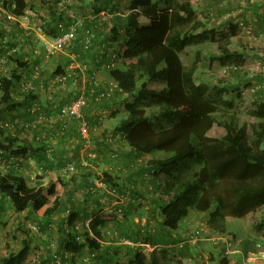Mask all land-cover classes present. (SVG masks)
Here are the masks:
<instances>
[{"label": "trees", "instance_id": "16d2710c", "mask_svg": "<svg viewBox=\"0 0 264 264\" xmlns=\"http://www.w3.org/2000/svg\"><path fill=\"white\" fill-rule=\"evenodd\" d=\"M28 6L27 0L2 2V7L17 18H22L26 14ZM231 9L233 5L229 3L227 9L223 8L222 11ZM96 11H100V8H96ZM194 14L195 7L191 0H129V12L124 17H120L122 14L117 12L112 18L111 40L113 42L122 40L123 52L118 53L116 58L108 53L105 56L101 55L103 60H106V63H101L103 68V70L100 69L101 72L109 77L108 82H117L114 94L107 99L104 98L101 105V101L95 100L96 94L89 90L85 92L89 103L104 107L121 94L131 97V100L125 99L127 100L126 117L119 121L113 131L119 132L123 138L121 137L118 141L124 139L132 152L153 153L154 157L145 162L141 159L138 167L132 162L122 171L129 175L135 173L141 175L146 172L150 174L148 183L152 185L151 190L159 195L151 202L157 205L154 211L158 210L163 218L161 228L164 231L156 237L151 234L152 230H145L139 222H136L138 226L136 235L140 237L129 235V231L125 232L121 226L114 231L107 229L103 231L110 221L118 217L117 213L95 215L87 224L81 223L84 229L80 231L74 224L76 213H71L68 220L70 228L64 230L62 249L58 251L59 255L52 256V258L55 255L59 256L60 264L67 253L81 252L83 248H86L89 253L99 255L103 233L113 240L119 237L118 241L124 242L122 246L131 253L128 264H146L145 252L139 246L131 247L132 245L126 243L125 239L152 246L167 244L170 241L171 232L178 227L183 218L189 215L191 210L206 213L207 228L213 232L225 234L227 218H242L264 206V121L260 120L251 124V133H249L247 124H240L235 115H218L216 112L224 93L238 86L234 82H228L222 86L211 87L206 82H197L195 74L201 56L200 49L196 50V57L191 64H186L182 59V53L188 46L211 41L217 43L218 50L212 55L211 61H218L226 67L232 66L234 74L239 76L236 66L238 63L234 62L241 61L242 58L239 51L230 48L232 37L237 34L236 26L230 24L228 28L224 27L219 31L215 29L198 31L201 23L194 18ZM39 17L46 20L49 26L45 29L46 35L51 37L60 31L57 24L54 27L52 22ZM139 17L145 18L148 23L141 24ZM191 22L194 23L189 25ZM11 23L19 25L16 21ZM3 24L2 19L0 21V54H2L0 63L8 54L7 62L11 63L12 69L10 73L0 76V111L8 110L14 113L10 120H5L2 113L0 115V156L4 159H13L25 157L27 153L26 146L19 142L18 135L13 131H30L31 129L19 125L35 121L39 112L45 113L44 110L32 109L34 99L39 96L38 91L34 89L23 91L19 88L20 93H15L16 95L14 91L20 82L27 81L35 83L37 87L40 84L39 88L42 90L44 82L50 78L42 76L39 68L41 56L35 55L33 59L26 57L23 47L24 57L22 53H19L20 51L13 50L19 42L18 36H27H25L24 28H19L15 32L11 25L5 27ZM85 28H90L94 32L93 40H95L97 37L94 27L88 24L82 27V29ZM76 43H80L84 53L92 50V46L86 48L79 38L75 39L68 49L73 48ZM9 45L12 46L13 51L5 49ZM41 51L43 52L42 49ZM117 58L129 59L130 62L116 66ZM112 61V66H104V64H111ZM64 67L63 64H58L52 79L57 77L61 82L69 79L71 73L69 74L68 69L65 70ZM35 74L37 75L34 76ZM62 76L65 79L60 80ZM157 82L163 83L164 87L160 89L150 86ZM100 90L101 87L98 92ZM18 95L22 98H18ZM224 102L229 106L233 104V102ZM21 107H23L22 110ZM249 113L258 119H264V98L256 101ZM16 119L21 123L16 122ZM215 125L223 129L218 136L211 134ZM41 126L42 123H37L32 128V130L40 131L35 136L38 142L44 140L41 138ZM73 127L78 131L76 124L72 123L66 133L68 134ZM78 133L83 141L86 140L79 131ZM106 144L110 143L106 141ZM155 151H163L167 156L160 157L155 154ZM33 152L32 154L35 155ZM118 157H120L119 152L118 156L111 159H118ZM189 159L200 163L201 166L192 172L189 166L182 167L181 164ZM70 162L73 161L67 164ZM133 166L134 170L131 171ZM103 177L116 189L117 194L125 195L123 193L126 191L135 190L134 185L129 184L130 186L126 187V184L117 183L110 172H104ZM89 179L85 185L86 188L91 185ZM58 182L61 181L51 179L45 184L31 186L26 177L16 170L0 169V192L9 198L18 212L28 210L35 213L55 196L53 204L46 207L44 212L45 216L51 217L60 209V201L56 196ZM131 182L136 181L132 179ZM139 194L143 195L141 198L147 197L144 192ZM139 207L141 206H137L138 209ZM123 210L124 219H128L124 205L120 207V211L123 212ZM30 252L31 238L27 237L22 240L19 250L10 251L2 256L0 264H22L27 260ZM98 255L95 260L99 259ZM220 264H229V261L223 256Z\"/></svg>", "mask_w": 264, "mask_h": 264}, {"label": "rangeland", "instance_id": "374dc122", "mask_svg": "<svg viewBox=\"0 0 264 264\" xmlns=\"http://www.w3.org/2000/svg\"><path fill=\"white\" fill-rule=\"evenodd\" d=\"M3 1L4 0H0V21L3 19V25L5 27H10L11 25L16 32L19 28H21L20 25L7 21L3 17V15H1V7ZM27 2L29 4L27 11H34L39 16L52 22L51 24L54 25V27H56V24L60 28H68L69 26L73 25L77 27H85L86 25L89 24L90 26L91 24L95 29L96 37H100V34L102 33L104 36L103 40L106 41L105 45H99L96 42L97 38H95V40H93V45L91 48L92 50H89L88 53H84V51L82 50L83 47L80 45V43H76L73 48L55 53L52 56H48L44 54L40 48L35 46V42L38 37L36 33L34 34V36L28 37V39H26V35V37L18 36L19 42H17V45L14 46L15 50L17 52L20 51L19 53L23 54V49H25L26 57H32V59L35 55L41 56V60L39 61V68L41 69L42 76H47V78L51 79L44 82V89L42 90L39 88L40 84L37 87V85L33 83L34 90L38 88L40 95L37 97V99H34L32 109L37 111L39 109L44 110L47 115H52V117L54 118L57 114L58 108L63 104V102L71 100L76 95H79L82 92H86L87 90L91 92V88L97 89L95 87L96 83L103 84L97 79V72H99L100 69H103L100 66L102 65L101 63H106V60H102L100 63L96 61L93 62L92 59L95 57L96 53H98L100 56H104L105 53L108 52V55L111 54L113 58H116L118 53L123 52V42L121 40L115 42L111 40V27L113 25L112 18L114 17V15H116L117 12L122 14V16L120 17H124V15L129 12V2L128 0H27ZM191 2L195 7L194 18H196L201 23L198 31H210L211 29L219 31L224 27L228 28L230 24L236 26L237 34L232 37L230 48L240 52L242 60L234 62L235 64L238 63L236 66L238 68V74L240 75L236 76L234 74V68H232V66L226 67L221 65L218 61H211L212 55L214 53H217L218 51L217 43H213L211 41H205L188 46L182 53V59L186 64H191L196 57V50L200 49L201 56L195 74L197 82H206L211 87H214L215 85L222 86L224 84H227L228 82H234L235 85L238 86L236 88H231L224 93L222 102L220 103L216 113L218 115H235L240 124H247L248 131L249 133H251V124H255L260 120L264 121V119H258L256 117H253L249 113L256 101H260L262 98H264V0H191ZM229 3L230 5H233V9L226 10L225 12L222 11L223 8L227 9ZM96 7L100 8V11L97 12ZM54 17L55 20L53 21ZM139 21L141 24L148 23L147 20L143 17H139ZM193 23L194 22H191L189 25H192ZM81 36L83 37V32L80 30L78 38L80 39ZM13 39L15 40L14 37ZM5 49L13 51L11 45H9L8 48L6 47ZM7 55L8 54L5 55L0 63V76L11 72L12 65L11 63L7 62ZM0 56H2V54H0ZM124 60H127L126 63L130 62L129 59ZM58 64H63L65 66L64 69H68V73H71V77L65 82L59 81L57 77L52 79V74H55V69ZM237 79L239 81H237ZM151 85H153L155 88H160L164 84L152 83ZM15 93H20L18 87L15 89L14 94ZM17 97L22 98L19 95ZM122 97L123 102H125V99L131 100V97H127L126 95ZM47 100L51 102V105H47L45 103ZM224 101L233 102V104L232 106H229ZM101 105H103V103ZM97 107H99V109H102L104 106H96V108ZM86 108L87 109L85 110V113L89 108V104ZM22 109L23 107H21V110ZM103 109H105V107ZM100 111L103 112V110ZM1 113L5 120H10L14 112L10 113V111L8 110H3L0 111V115ZM106 114L107 113H105V115ZM123 115L124 114H122L121 118L123 117ZM50 127L56 128H52L51 134L48 135L47 130ZM41 129V138L44 139L47 137H52L53 140L59 139V134H57L60 130L59 119L44 122L41 126ZM96 130L97 129H94V132ZM13 132L18 136H23L24 133L23 131L18 132L16 130ZM221 132H223V129L218 125H215L211 130V134L213 136H218ZM90 135L88 136L89 138ZM108 139L109 137L106 139V141L110 143L109 145L112 149L109 150V156L112 152H119L120 154V145L118 143V140L121 139V136L116 135L115 139L112 140L113 142H110ZM84 141V150H82L84 151L83 153L86 152V146L88 147L89 144L88 140ZM90 145L88 149L91 147ZM88 152L89 151H87L89 162L84 161V163L85 165L94 167L93 161L95 159L98 160V154L96 153L95 149L90 151L89 153ZM155 154L160 155V157L167 156V154L163 151H155ZM111 157L112 156H110L111 162L108 165V169L114 166L115 161L120 158L118 157V159H111ZM0 158V169L3 170L4 168L9 170L12 168H16V171L18 170V173L22 172V174L26 175L24 167H21L20 163L18 164V160L2 159L1 156ZM140 160L141 159H136V161L134 162V166L138 167ZM181 165H183L182 167H184V165L189 166L191 168V172L201 166L200 163L192 159L187 160ZM134 166L131 168V171L134 170ZM37 171L43 172L44 169ZM61 171L62 172L60 173V175H46V177L49 178L47 181L52 178L58 177L67 179V181H78L79 183L81 182L80 180H82V176H75V171L71 173H63V169ZM93 171V176H97V174L103 175L102 171H98L96 170V168ZM26 177L28 183L32 186L34 184L38 185L39 183H44L43 181H37L40 180L38 178H43L42 175L27 174ZM141 179L142 178L140 176L138 177V179L134 177V181H136L135 183L137 184L139 189L143 188L144 183L147 181V179ZM57 184L60 185V182H58ZM134 187L137 188L136 186ZM61 190L63 191L59 192L56 190V196L60 201L62 200L64 201V203L66 201L67 204H70V202L78 203V201H83L85 203L92 200L93 202L87 205L90 206L89 211L87 212L91 216H95L98 213L99 215L107 213H117L118 216L121 215L122 217L124 215V210L123 212L119 210L122 205H129L131 209H134L137 206H141L143 213L139 214V216H147L152 213L151 211V213L148 214L147 209H145V205L151 204L152 200L147 202L145 201V198H140L136 192L130 191L129 193V190L123 193L125 195H122L121 193H118L116 196L113 195L114 198H111L104 191H98L95 194L89 193L86 187L65 189L62 188ZM133 193L135 194L133 195ZM148 193L147 197L152 198V195ZM96 196L100 198V201L98 202H100L101 204L96 203ZM54 198L55 196L52 197V200L50 199L47 204L52 205ZM113 201H117V203L114 204L116 206H110ZM94 205L97 207V209L94 208ZM101 205L102 207L100 208ZM40 211H42V209ZM66 212L69 214L68 210H66ZM153 213H156L157 215L156 211H153ZM126 214L128 216L127 211ZM139 216H137L138 219H136V222L141 219V217ZM150 216L152 217V215ZM245 219L247 226L251 225L256 228L257 234L259 235L257 239L259 240H257V242L255 243L259 245V248L264 250V206L247 214ZM60 223L61 222L58 221V223L53 224L51 226L52 228L50 229L49 225L44 224L43 220L40 217L36 216L34 212H30L28 210H25L23 212L16 211L9 198L6 197L2 192H0V258L2 256H5L10 251L19 250L21 248L22 240L29 237L31 238V252L27 260H25L22 264H50L49 258L51 256L48 253H50L51 255H59V253H57L56 251H58V248L60 247V249H62V245L64 243V227L68 225V220L66 221L64 226H61ZM76 224L79 225L80 231L84 229V227L81 226V223ZM140 226L144 227L145 230L150 229L154 231L153 225L148 223L145 217L141 219ZM58 227H60V229ZM107 227L114 231V229H112L113 225ZM205 227L207 228L206 224L201 223L200 225H198L197 230L191 234L190 239L192 243L201 241L202 244L200 245V250H197L198 252L196 253L194 260H192V262L189 264H220V261L224 255H229L230 260L232 262H235L237 256L234 253L236 252H227V246H233L235 249H238L240 248V241L232 237L229 239V237L226 236H215L213 235V232L211 230H209L208 228L206 229ZM108 228L105 227V231ZM236 230L238 232V239L245 237V227H240L238 225ZM43 237H47V244H45V246L43 245V247L41 248L39 245V240H43ZM114 237L116 236L114 235ZM218 240H225L226 249L223 253L224 255H220L219 251H215L217 250V248L214 247L213 243L217 242ZM125 242L128 244H132L126 239ZM139 247L142 250H146V252L144 250L143 251L146 254L147 264H182L175 258L176 255H172V257H170L169 255H167L166 251L162 250L161 246L156 249H151V247H147V245L141 244V246ZM213 250L214 252H216V256L211 255ZM81 252H75L74 254L77 256L76 264H92L93 261L89 260V262H87L83 259L85 257H88L86 255L88 252L85 254ZM71 255L72 253L69 252L67 257H70ZM124 256L122 255L121 258ZM114 258H112L114 261L112 263H116V258ZM53 259L54 258H52L51 263H53ZM122 261L126 262V259H123ZM261 261L262 260H260L259 263L264 264V261ZM61 264H64L63 261ZM237 264H242V261H239Z\"/></svg>", "mask_w": 264, "mask_h": 264}, {"label": "crops", "instance_id": "0c3cea01", "mask_svg": "<svg viewBox=\"0 0 264 264\" xmlns=\"http://www.w3.org/2000/svg\"><path fill=\"white\" fill-rule=\"evenodd\" d=\"M128 2H129V0H128ZM100 35H101L100 37L97 36L96 42L99 45H105L106 41L103 40L104 36L102 33ZM26 39H28V37H26ZM118 41H120V40H118ZM107 53L108 52H106L105 55H107ZM102 60H103V57H101L98 53H96L93 62L96 61V62L101 63ZM126 61L127 60H124V59H117L116 60V66H122L124 64H127ZM100 67H102V66H100ZM101 70H103V69H101ZM101 70H99V72H97V79L99 80V82L106 84L110 79L106 75V73H102ZM160 83L161 82H157V84H160ZM150 86L155 88L153 85H150ZM163 87H164V85H162L160 87V89ZM35 91H38L37 95H40L38 88ZM122 96H125V94H121L119 96H116V98H114L105 107L106 110L103 108L99 109V107L96 108L95 104L92 102L89 103V108L86 112V116H87V118L91 119V123H92L91 135H90V139H88L89 140L88 147L90 144H91L90 145L91 147L88 149V147L86 146V152L85 153H83L84 151H82V150H84L83 146H84L85 141H83V139L79 135L77 129H75L74 127L71 128V130L69 131L68 134L66 133L65 136L59 137V139L53 140L52 137H47V138H44V140L41 142L40 141L38 142L37 139H35L37 132H40V131L30 130L28 132H24L23 136H18L19 142L24 144L27 148V153L25 154V157L20 156V157L13 158V159L18 160V164L20 163L21 167L22 166L24 167L26 175L27 174L28 175H30V174L42 175L43 178L41 179V177H40V178H38L40 180H37V181H43L44 183H39V184H45L47 182V180L49 178H47L46 175H49V174H51V176L54 174L60 175V173L62 172L61 170L63 169V167H65L67 162L75 161L76 166H77V170L74 172V174H75V176H77V175L82 176V180H80L81 182L80 183L78 181L73 182L71 180L67 181V179H64L62 177L52 178L54 180L59 179L61 181L60 185L57 184L58 186L56 188V190L59 192L63 191V190H61L62 188L65 189V188L85 187V185L87 184V180L91 176H93V174H94L93 170L96 168V170H98V171L100 170V171H102V173L110 172L112 174V176L115 177L116 182L120 183V185L126 184V187H129L130 186L129 184H131V185L136 186L137 188H135V190L131 189V191L136 192L140 198L143 195L141 194V196H140L139 192L140 193H143V192L148 193L149 192L148 194L152 195V198L146 197L145 201L149 202L151 200L156 199L157 196H159V195L157 192H154L151 190L152 185L148 183V179L151 176L148 172L143 173L141 175L136 174V173L129 175L128 173L124 174V172L122 171L125 166H128L132 162H135L136 159H143L144 162L152 159L154 157L153 153L137 154L136 152H132L130 147L126 144V142H124V139H122V141L118 142L120 145V148H119L120 158L117 161H115L114 166H112V167H114V169H110V168L108 169V165L111 162L110 156H109V150L111 149V146L106 144V139L110 136H116V135L121 136L119 134V132H114L113 129L119 123L120 119L122 120L126 116L125 103L127 102V100L125 102H123ZM48 100L45 103L47 105H49V104L51 105V102ZM100 110H103V112H101ZM105 113H107V114L105 115ZM122 114H124V115L121 118ZM52 128L55 129L56 127H50L47 130L48 135L51 134ZM94 129H97V130L94 132ZM93 148L95 149L99 158H98V160L95 159L93 161L94 167H91V166L85 165L84 161L89 162V157H88L87 151L90 152V151L94 150ZM32 152L35 155H33ZM2 159H4V157H2ZM26 167H28V168H26ZM31 167H34V168H31ZM12 169L16 170V168H12ZM41 169H44V171L43 172L40 171L41 173L39 171H37V170H41ZM4 170L10 171L11 169L8 170V169L3 168V171ZM20 174L23 175L24 177H26V175L22 174V172H20ZM139 176L142 178L141 180L147 179V181L144 183L143 188H141V189L138 188V186L135 182H131L132 179L134 180V177L136 179H138ZM26 179H27V177H26ZM149 181H150V179H149ZM38 185L34 184L33 186H38ZM121 189H123V188H121ZM147 193H146V195H147ZM109 196L111 198H114L113 195H109ZM93 197H95V196H93ZM99 199L100 198H98L96 196L95 201H96V203L101 204L100 202H98V201H100ZM91 202H93V201L91 200V201L85 202V203L83 201H78V203L77 202H74V203L70 202V204H67L66 201L64 203V201L61 200L60 201V207H59L60 209L57 212H54L51 217H46L44 215L46 207L51 206V204H46L42 208V211H40L41 210L40 209L39 211L35 212V214H36V216L40 217L43 220L44 224H46V225L48 224L50 229L52 228L51 226L53 224H57L58 221L61 222L60 223L61 226H64L66 221L69 220L71 213H74V214L76 213L74 224L84 223V222L87 224L90 221V219H92L94 217V216H91L87 212V211H89V208H90V206H87V205L91 204ZM116 203H117V201H113L110 206H116V205H114ZM153 204L151 203V204L145 205V209H147L148 214L151 213V211H152V213L150 214V215H152V217L150 215L139 216V214L143 213L141 207H139L140 209H138L137 207H135L134 209H131V207L129 205H124V209L128 212V219H124V215L122 217H121V215H119L115 220L110 221L107 226L113 225L112 229H115L118 226H121V228L125 232L130 231V232H128L129 235L140 237V235H136V232L138 231V226H136V219H138L137 216L141 217V219L143 217H145L147 222L153 225L154 231H152L151 234L158 237L159 233L164 231L161 228V223H162L163 218L160 215V212L158 210L156 211L157 215L155 213H153V211L156 210V206H157L156 204H154V205ZM101 207H102V205L100 206V208ZM94 208L97 209V207L95 205H94ZM66 210H68V211L70 210V213L68 214L66 212ZM98 214H96V215H98ZM245 218H246V216L242 217V218H233V217L227 218V232L225 234H219L217 232L212 231L213 235H215V236H220V237L226 236V237H229V239L232 237V238L240 241V248H238V251L236 253H234L237 256V259L235 260V262H232L230 260L229 255L223 254L225 252V251L223 252L224 247L226 249L225 240H218L217 242L213 243L214 247L217 248V250H215V251L216 252L219 251L220 255L221 254L224 255L228 259L229 264H237L239 261L240 262L242 261V264H244L243 256H245L250 250H252L255 242H257V240H259V239H257V237H259V235L257 234L256 228H254L251 225L247 226ZM141 219H139L140 221H137L140 224H141ZM206 220H207V214L206 213L199 212L196 210H191L189 215L186 216L185 218H183L179 222L178 227L174 231L171 232V235H170L171 237L169 239L170 241L167 244L165 243V244H158V245L152 246L151 244H146L143 242H133L132 239L130 241L127 239L126 240L132 243L131 247L141 246V244H144V245H147V247L148 246L151 247V249H156V248H159L161 246L162 250L166 251L167 255H169L170 257H172V255H176L175 258L179 262H181L182 264H189L192 262V260H194L196 253L198 252L197 250L198 249L200 250V245L202 244L201 241H197L196 243H192L190 236L192 233H194L197 230L198 225H200L201 223L206 224ZM238 225L240 227H245V237L244 238L238 239V234H237L238 232L236 230ZM107 226H106V228H108ZM58 228L60 229V227H58ZM104 230H105V228L103 229V231ZM107 230H111V229L108 228ZM103 234H104V236H103V239H101V243H100L101 248L99 249V255H98L99 259H96L95 261H93L92 264H128V260L130 258L131 253H129L127 248L122 246V244L124 242L118 241L119 239L113 240L111 237L106 236L105 233H103ZM46 239H47V237H43V240H39L40 241L39 245L41 248L43 247V245L45 246V244H47ZM60 248H58V251H61ZM218 248H219V250H218ZM143 250L146 252L145 249H143ZM43 251H46V250H43ZM58 251H56V252L58 253ZM216 252H214V250H213L211 255L216 256ZM81 253H83V254L87 253V249L83 248ZM48 254L51 256L49 258L50 263H51L53 255H51L50 253H48ZM74 254L75 253H72V255L70 257H67L68 255L66 256V258L64 257L63 263L64 264H71V263L76 264V261H77L76 257L77 256ZM122 255L123 256L125 255V256L121 258ZM119 256H120V258H119ZM112 258H114L116 260V263H112V262H114ZM123 259L124 260L126 259V262L122 261ZM262 261H264V260H262ZM146 264H147V260H146Z\"/></svg>", "mask_w": 264, "mask_h": 264}, {"label": "built area", "instance_id": "2783aa9c", "mask_svg": "<svg viewBox=\"0 0 264 264\" xmlns=\"http://www.w3.org/2000/svg\"><path fill=\"white\" fill-rule=\"evenodd\" d=\"M1 15L9 21H16L19 23L21 28H24L25 35L34 36L36 33L38 35L37 40L35 42L36 46L43 50L46 55L53 54L55 52H62L68 49L73 45V41L78 38L79 28L83 32V37L81 36L80 40L85 44L84 46L87 48L93 45L94 32L90 28L82 29V27H77L75 25L69 26L68 28L61 27L58 33L54 36H48L45 33V29H48V24L46 20H43L38 16L34 11L28 10L26 14L22 18H17L9 11L5 10L1 7ZM44 28V31H43ZM15 50V48H13ZM115 57V56H114ZM113 65V61L110 64H104L106 67H110ZM38 74V72H36ZM35 74L34 76H36ZM70 74V73H69ZM61 79H65L64 76L60 77ZM94 80V76H93ZM96 82V81H95ZM21 90H31L34 89V85L32 82H20L17 85ZM97 89L91 88V93L96 94L95 100L101 101L103 103L104 98H109L114 94V91L117 87V82L110 81L106 84H98L95 86ZM99 87L101 90L98 92ZM89 102L85 95V92L80 93L75 98L67 101L62 105V107L57 111V114L53 118L52 115H47L44 112H39L37 119L31 123H21L18 119L16 122L21 123L19 126H23L27 129H32L36 126L37 123H44L46 121L57 120L59 119L60 130L57 134H66L68 129L71 127L72 123H75L78 127V131L81 135L88 140L90 132L92 130L91 120L87 118L85 110L88 106ZM7 125V123H6ZM115 139V136L109 137V141ZM94 156V155H93ZM112 157L118 156V152H112ZM85 164V163H84ZM77 170V166L75 161L68 163L63 168V173L73 172ZM89 183L91 184L87 189L89 193L95 194L98 191L108 192L112 195H117L116 189L110 185V183L103 177L101 174H97V176H93L89 179ZM120 210V209H119ZM70 228L69 225L65 226V230ZM76 228L79 229V225L76 224ZM206 228V227H205ZM207 229V228H206ZM227 252L233 253L237 252L238 249H235L233 246H227ZM80 253V252H77ZM68 255V253L66 254ZM88 257L83 258L85 261L89 262V260L94 261L96 255L98 253H87ZM260 260H264V250L259 248V245L255 243V246L252 250H250L245 256H243L244 264H258ZM60 264V257L55 255L53 264Z\"/></svg>", "mask_w": 264, "mask_h": 264}]
</instances>
